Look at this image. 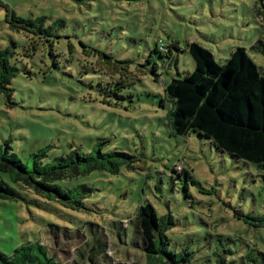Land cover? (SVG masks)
Here are the masks:
<instances>
[{
    "label": "rangeland",
    "instance_id": "1",
    "mask_svg": "<svg viewBox=\"0 0 264 264\" xmlns=\"http://www.w3.org/2000/svg\"><path fill=\"white\" fill-rule=\"evenodd\" d=\"M0 1V52L14 73L0 87V152L30 168L34 155L52 164L77 149L138 158L117 175L57 182L93 190L80 211L4 174L20 199H0V253L42 242L59 264H159L136 235L150 202L173 216L170 250L188 264H264V171L197 133L174 135L165 91L195 71L194 42L220 65L245 48L264 75V0ZM8 13L32 26L14 28ZM164 44L172 61L155 52Z\"/></svg>",
    "mask_w": 264,
    "mask_h": 264
},
{
    "label": "trees",
    "instance_id": "2",
    "mask_svg": "<svg viewBox=\"0 0 264 264\" xmlns=\"http://www.w3.org/2000/svg\"><path fill=\"white\" fill-rule=\"evenodd\" d=\"M7 20L18 25L14 26L18 30L22 28L19 25L32 26L31 22L10 13L7 14ZM187 47L195 61V71L183 79H173L165 90L174 104L171 114L173 134L187 137L192 132L197 133L210 140L218 150L264 171V75L260 68L245 48H237L227 62L220 65L214 54L202 45L194 42ZM159 50L157 48L155 52L161 57L171 53L169 58L172 61L174 57L170 47L164 44ZM152 72L157 77V65L152 68ZM13 76V70L0 52L2 92L9 90L7 85ZM44 158L43 153L34 155L33 167L30 168L9 148L0 152V199H20V193L3 180V175L7 174L37 196L80 211L85 209L84 199L93 194V190L86 185L64 190L57 182L75 180L97 170L117 175L123 165L134 168L138 161L134 154L122 151L105 154L101 149L89 154L79 149L71 150L67 156L58 158L52 164H45ZM176 171L187 172L181 166H176ZM187 177L191 178L188 174ZM137 220L136 235L144 239L143 249L151 263L190 262L189 253L180 259V255L170 250L167 233L175 227L172 215L160 216L154 205L146 202L139 208ZM121 227L127 229L123 225ZM92 253L90 257H93ZM0 264L59 263L49 247L40 242L25 245L12 256L0 253ZM222 264L226 262L222 261Z\"/></svg>",
    "mask_w": 264,
    "mask_h": 264
},
{
    "label": "built area",
    "instance_id": "3",
    "mask_svg": "<svg viewBox=\"0 0 264 264\" xmlns=\"http://www.w3.org/2000/svg\"><path fill=\"white\" fill-rule=\"evenodd\" d=\"M179 169H181V168L179 167Z\"/></svg>",
    "mask_w": 264,
    "mask_h": 264
}]
</instances>
